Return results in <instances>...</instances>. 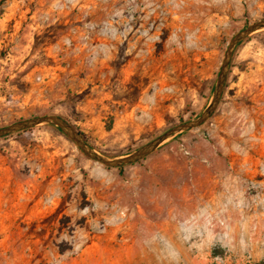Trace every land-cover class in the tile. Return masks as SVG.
Wrapping results in <instances>:
<instances>
[{"label": "rangeland", "instance_id": "obj_1", "mask_svg": "<svg viewBox=\"0 0 264 264\" xmlns=\"http://www.w3.org/2000/svg\"><path fill=\"white\" fill-rule=\"evenodd\" d=\"M260 20L264 0H0V128L54 114L133 153L207 108ZM0 264H264V29L212 117L137 162L53 124L0 138Z\"/></svg>", "mask_w": 264, "mask_h": 264}, {"label": "water", "instance_id": "obj_2", "mask_svg": "<svg viewBox=\"0 0 264 264\" xmlns=\"http://www.w3.org/2000/svg\"><path fill=\"white\" fill-rule=\"evenodd\" d=\"M263 29L264 20H260L250 24L233 37L225 53L223 65L219 73L212 100L207 108L198 117L170 128L133 153L118 157L105 156L92 147L67 119L54 114L38 115L1 127L0 138L33 128L41 124H53L57 126L67 137H69L86 156L95 161L113 167L126 166L128 164L137 162L150 155L168 140L174 138L178 134L203 125L212 117V115L216 112L224 94L233 54L236 47L247 37Z\"/></svg>", "mask_w": 264, "mask_h": 264}, {"label": "trees", "instance_id": "obj_3", "mask_svg": "<svg viewBox=\"0 0 264 264\" xmlns=\"http://www.w3.org/2000/svg\"><path fill=\"white\" fill-rule=\"evenodd\" d=\"M59 129V128H58ZM80 133H81V135L83 136V138L86 140V141H88V139H87V137H86V135H85V133L84 132H82V131H80V130H78Z\"/></svg>", "mask_w": 264, "mask_h": 264}, {"label": "bare ground", "instance_id": "obj_4", "mask_svg": "<svg viewBox=\"0 0 264 264\" xmlns=\"http://www.w3.org/2000/svg\"><path fill=\"white\" fill-rule=\"evenodd\" d=\"M172 6H173V5H172ZM172 10H173V9H172ZM172 10H171V11H172ZM176 11H177V10H176ZM171 14H172V13H171ZM187 21H188V20H187ZM187 21H186V22H187ZM189 21H190V20H189ZM179 24H180V23H179ZM202 29H203V28H202ZM189 30H190V29H189ZM186 35H187V34H186ZM181 40H182V39H181ZM186 41H187V40H186ZM174 48H175V47H174ZM176 48H177V47H176Z\"/></svg>", "mask_w": 264, "mask_h": 264}]
</instances>
